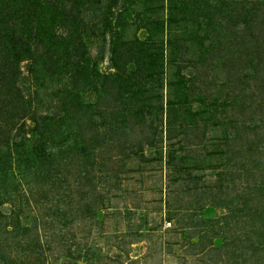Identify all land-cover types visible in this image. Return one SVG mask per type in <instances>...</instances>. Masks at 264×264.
I'll return each instance as SVG.
<instances>
[{
    "label": "rangeland",
    "instance_id": "1",
    "mask_svg": "<svg viewBox=\"0 0 264 264\" xmlns=\"http://www.w3.org/2000/svg\"><path fill=\"white\" fill-rule=\"evenodd\" d=\"M1 4L0 264H259L264 0Z\"/></svg>",
    "mask_w": 264,
    "mask_h": 264
},
{
    "label": "trees",
    "instance_id": "2",
    "mask_svg": "<svg viewBox=\"0 0 264 264\" xmlns=\"http://www.w3.org/2000/svg\"><path fill=\"white\" fill-rule=\"evenodd\" d=\"M5 10V7H2V4L0 5V11ZM1 14V13H0ZM253 249L255 250L254 255L245 256L246 262H251V260H257L259 261V264L262 263L263 257H264V241H258V243L252 244ZM216 250V249H214Z\"/></svg>",
    "mask_w": 264,
    "mask_h": 264
},
{
    "label": "crops",
    "instance_id": "3",
    "mask_svg": "<svg viewBox=\"0 0 264 264\" xmlns=\"http://www.w3.org/2000/svg\"><path fill=\"white\" fill-rule=\"evenodd\" d=\"M166 139H167V141H169V139H172V137L170 136V133H169V135L167 133Z\"/></svg>",
    "mask_w": 264,
    "mask_h": 264
}]
</instances>
